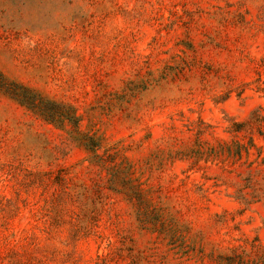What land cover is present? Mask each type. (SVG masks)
<instances>
[{"label": "rangeland", "instance_id": "374dc122", "mask_svg": "<svg viewBox=\"0 0 264 264\" xmlns=\"http://www.w3.org/2000/svg\"><path fill=\"white\" fill-rule=\"evenodd\" d=\"M2 80L0 264H264V0H0ZM12 84L74 107L142 197ZM61 171L104 240L46 234Z\"/></svg>", "mask_w": 264, "mask_h": 264}, {"label": "trees", "instance_id": "16d2710c", "mask_svg": "<svg viewBox=\"0 0 264 264\" xmlns=\"http://www.w3.org/2000/svg\"><path fill=\"white\" fill-rule=\"evenodd\" d=\"M4 85L5 84L2 80L0 88ZM12 88V90H7V93L21 106L40 117L45 122L57 127H63L67 123L71 124L78 133L80 141L90 153L89 162L92 166L108 171L117 167L116 172L112 174L111 180L112 185H114V188L111 189L113 192L126 193L124 191L127 190L130 191V198L136 197L138 199L139 197H142L144 193V190L142 189L143 183L132 178V165L128 163V159L123 157L118 151L112 154H108L109 151H106L107 154H100L99 151L102 147L101 142L94 137L79 133L81 117L77 114V110L74 107L46 100L39 95L34 94L30 89L18 84H12ZM249 124L250 123L248 122L236 124V127L238 128L236 131H243ZM258 133L260 136L264 137L261 125ZM252 146L254 145L252 144ZM240 149H245L246 152H248L249 147L242 145L240 146ZM120 158L121 161L117 164L116 160ZM120 166L122 167L121 170H119ZM65 174L64 171H61L60 175L53 180L56 189L48 213L45 215L47 224L45 230L46 234L51 236L64 229L65 225H69L71 228L68 233L72 243H78L91 236L104 240L103 235L98 231L99 218L102 214L96 209V207L88 210L82 216L75 214L74 210L71 208L79 200H91V204H95L96 199L93 197L94 193L83 188L77 193L76 185H74ZM52 175L53 173H49L50 177ZM67 215L68 220H65ZM110 244L111 243H109V245ZM223 260L224 259H220V261ZM235 261L236 256L234 257L233 262L227 260V263L234 264ZM109 262V254L97 256V264H108ZM237 264H240V262ZM241 264L244 263L242 262Z\"/></svg>", "mask_w": 264, "mask_h": 264}]
</instances>
